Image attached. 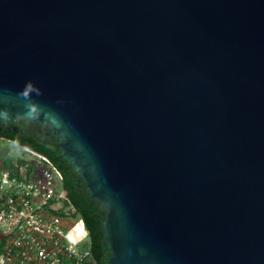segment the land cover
<instances>
[{
    "label": "water",
    "instance_id": "95a60500",
    "mask_svg": "<svg viewBox=\"0 0 264 264\" xmlns=\"http://www.w3.org/2000/svg\"><path fill=\"white\" fill-rule=\"evenodd\" d=\"M50 126L108 264H264V0H0V120Z\"/></svg>",
    "mask_w": 264,
    "mask_h": 264
},
{
    "label": "built area",
    "instance_id": "2783aa9c",
    "mask_svg": "<svg viewBox=\"0 0 264 264\" xmlns=\"http://www.w3.org/2000/svg\"><path fill=\"white\" fill-rule=\"evenodd\" d=\"M0 264H96L58 168L1 134Z\"/></svg>",
    "mask_w": 264,
    "mask_h": 264
},
{
    "label": "trees",
    "instance_id": "16d2710c",
    "mask_svg": "<svg viewBox=\"0 0 264 264\" xmlns=\"http://www.w3.org/2000/svg\"><path fill=\"white\" fill-rule=\"evenodd\" d=\"M18 132L7 133L6 137L19 143L26 144L46 155L58 168L62 175V186L69 203L81 216L88 231L90 252L96 264H108L109 250L102 247L100 220L104 216L101 203L89 195L83 181L75 178V170L64 158L60 157L57 146L58 136L55 133L44 134V129H37V122L22 118L15 122Z\"/></svg>",
    "mask_w": 264,
    "mask_h": 264
},
{
    "label": "flooded vegetation",
    "instance_id": "af4514ba",
    "mask_svg": "<svg viewBox=\"0 0 264 264\" xmlns=\"http://www.w3.org/2000/svg\"><path fill=\"white\" fill-rule=\"evenodd\" d=\"M24 118V117H16L14 120H6V121H2L0 120V134L5 136L6 137V134L7 133H16L18 132V127L16 125V121H21V119ZM35 121V120H33ZM37 122V129L40 130V129H44V134H50V133H53L51 130H50V126H48L47 124H42L38 121H35Z\"/></svg>",
    "mask_w": 264,
    "mask_h": 264
}]
</instances>
